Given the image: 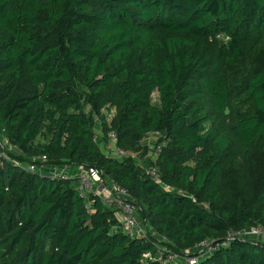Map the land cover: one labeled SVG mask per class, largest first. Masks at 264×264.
<instances>
[{
    "label": "trees",
    "instance_id": "1",
    "mask_svg": "<svg viewBox=\"0 0 264 264\" xmlns=\"http://www.w3.org/2000/svg\"><path fill=\"white\" fill-rule=\"evenodd\" d=\"M263 42L264 0H0V133L31 158L0 156V264H159L141 258L153 240L220 243L195 264H264V241L235 237L264 227V179L226 200L221 182L236 156L264 155V66L250 60ZM243 97L251 112L234 113ZM111 131L129 152L159 132L170 190L108 157ZM42 156L125 188L167 241L130 239L98 197L85 208L75 179L21 168Z\"/></svg>",
    "mask_w": 264,
    "mask_h": 264
},
{
    "label": "built area",
    "instance_id": "2",
    "mask_svg": "<svg viewBox=\"0 0 264 264\" xmlns=\"http://www.w3.org/2000/svg\"><path fill=\"white\" fill-rule=\"evenodd\" d=\"M152 134V133H151ZM155 142L153 145V163L149 164L144 173L151 178L155 183L161 184V178L158 174V169L155 163L156 158L167 146L168 141L164 139L159 132H154ZM108 143L104 147V151L108 157L114 159H122L131 156L129 151H125L117 147L116 135L113 131L107 134ZM99 138L94 136L96 142ZM14 146L10 140L0 133V156L2 158L7 157L5 151H11ZM39 164H25L24 170L31 173H36L39 176H47L48 178L55 180H76V189L79 195L85 201V208L90 210V197L95 196L101 201V203L113 209L115 218L117 220V226L115 230L119 228L130 239H138L142 241H149L152 236L154 239L166 242V238L153 233L148 235L145 225L138 219L136 213V206L134 205V198L128 193V191L122 186L118 185L112 180L103 179L100 173L94 168H75L68 166H51L46 162L44 156L36 159ZM74 171L73 174H69L70 171ZM165 190H170L168 186L162 185ZM235 237L239 238H255L256 240L264 241V227L253 226L244 229L235 234ZM155 247V252H146L142 254V261H156L159 264H195L201 257L209 256L216 253L220 248V243L213 240H204L193 248L185 250L183 253H178L162 246L157 241H151Z\"/></svg>",
    "mask_w": 264,
    "mask_h": 264
},
{
    "label": "rangeland",
    "instance_id": "3",
    "mask_svg": "<svg viewBox=\"0 0 264 264\" xmlns=\"http://www.w3.org/2000/svg\"><path fill=\"white\" fill-rule=\"evenodd\" d=\"M256 67L264 66V42L259 46L255 56L250 59ZM152 102L158 104V93L154 92L152 95ZM234 113L235 112H251V101L246 97L238 98L234 101ZM88 108V107H87ZM233 115V114H231ZM226 118L227 123H234L231 121L230 116ZM111 115L107 116L109 118ZM99 127V124H97ZM106 139V138H105ZM155 142V135L149 134L140 143V148L136 152H130L132 158L139 169L144 172L148 163L153 159V145ZM108 143V142H107ZM14 154H17L20 158H26L29 161L31 158L26 157L25 153L14 146ZM245 159V160H244ZM236 156L233 162H230V173H225L222 177V192L223 199H230L235 192L236 188H241L247 195L257 193L262 188V182L264 179V155L261 151L250 152L245 158ZM74 171H70L69 174H73ZM230 176L231 180L228 181Z\"/></svg>",
    "mask_w": 264,
    "mask_h": 264
},
{
    "label": "water",
    "instance_id": "4",
    "mask_svg": "<svg viewBox=\"0 0 264 264\" xmlns=\"http://www.w3.org/2000/svg\"><path fill=\"white\" fill-rule=\"evenodd\" d=\"M223 44V42L221 43V45ZM225 114L227 115L228 114V111L226 110L225 111ZM229 128L233 129L234 127L232 125L229 124Z\"/></svg>",
    "mask_w": 264,
    "mask_h": 264
}]
</instances>
